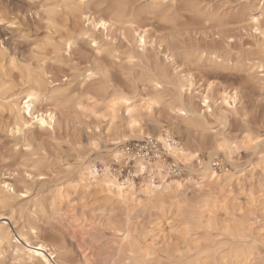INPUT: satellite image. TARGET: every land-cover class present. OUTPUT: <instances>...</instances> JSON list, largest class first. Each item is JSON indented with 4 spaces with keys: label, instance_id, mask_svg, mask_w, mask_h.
<instances>
[{
    "label": "rangeland",
    "instance_id": "rangeland-1",
    "mask_svg": "<svg viewBox=\"0 0 264 264\" xmlns=\"http://www.w3.org/2000/svg\"><path fill=\"white\" fill-rule=\"evenodd\" d=\"M191 2L198 3L203 11L209 10L210 17L205 20L182 12L185 22L181 21L177 30L166 28L156 21L142 20L139 26L141 25V30H147L143 51L134 42L136 32L124 31L126 38L123 39L120 27L126 30L128 27L114 24L103 33L96 30L92 38L94 41L79 38L68 53L60 51L53 55L44 46V40L50 37L54 42L62 41L75 22L59 21V25L51 28L45 13L49 0H0V18L6 21L0 24L3 64L8 67L9 62L14 60L19 67L31 65L36 69L42 65L47 82H52L50 85L47 83L46 87L50 89L57 86L65 90L62 104H55V108L52 103L45 101L38 105L41 110L54 109L58 123L53 131L32 126L24 137L17 134L13 137L5 128L7 112L0 111L4 122L3 127H0V181L13 186L15 207L23 208L25 221L35 227L40 240L58 250L60 256L56 264H84L85 261L87 264H106L117 237L113 228L125 218L124 208L109 207L105 194L98 187L84 192L72 190L65 201L55 208L51 207L55 190L64 182V164L76 162L77 156L94 160L97 155L105 154L103 147L110 148L106 143L108 136L105 124L95 120L88 112L76 111L74 107L75 100L80 101L85 109L95 103L99 108L102 106L103 95L98 91L100 77L87 81L82 79L88 67L96 64L104 66L110 81L123 88L126 93H130L126 80L133 71L132 64L127 63L131 51L157 60L165 66L174 80L190 77L191 91L186 92L183 98L199 113H205L207 131L200 133L184 130L180 121L175 120V116L163 108L154 110L151 116L142 115L141 123L145 131L154 128L152 121L159 122L166 129L170 124L175 141L193 144L201 139L212 144L214 136L215 139L224 137L230 142H238L242 132L249 133L258 140L264 135V75L260 72L261 68H258L264 41L263 36L253 31L254 26L250 22L264 16L261 9L264 0H175V5L172 0H164V6L180 10ZM13 23L15 27L10 26ZM86 25L87 22H84L83 26ZM80 26L77 25V28ZM172 42L192 50L215 51L220 56L219 60L228 57L229 62L226 63V60L223 66L216 67L208 61V56H204V62L189 63L181 56L184 51L182 48L167 60L165 48L167 43ZM94 43L99 47H94ZM98 51L100 55H97ZM111 54L117 58H111ZM13 73L16 74V71ZM14 83H18L15 78ZM209 84H212L211 91L208 89ZM144 93L139 85L136 94L142 96ZM225 93L229 94V99L235 100L232 107L224 103ZM188 95L190 96L186 98ZM204 95L209 98L211 113L206 111L201 102ZM97 128L100 129L99 132L96 131ZM115 128L122 130L124 121H119ZM89 141L98 144L100 151L92 149ZM263 147L264 144L258 143L256 150ZM205 152L202 151V159L207 160ZM214 160L213 169L217 172L232 171V165L236 168L224 190L214 191L218 221L227 217L220 209L224 202L234 209L233 213L238 219L241 217L249 220L254 238L261 235L257 240L264 241V210L260 205L264 203V165L259 163V155L241 147L233 153L230 164L220 156ZM183 174V177L173 176L180 180L185 178L186 173ZM40 176L44 179H39ZM25 191H28L27 194H22ZM195 191V187L186 186L183 193L177 192V201L185 199L188 202ZM137 198L143 201L141 197ZM166 198L174 201L172 196ZM34 200L42 201L45 207L43 214H28L27 211L33 209ZM248 211H252L254 215H248ZM2 213L5 214V211H0ZM243 214L246 215L242 217ZM184 218L185 216H176L173 221L167 220L159 212L156 214L155 211L139 208L129 215L130 223L137 230L151 231L146 238L147 246L154 245L155 249L165 245L180 248L184 246L179 234L184 230ZM3 219H7V216L0 217V223H6L12 235L21 228L23 220L18 215L15 217V226ZM153 235V240L149 239ZM217 240L221 241L222 238ZM11 243L16 244L14 240ZM194 243L202 244L201 241ZM261 243L258 245V256L249 264H263L264 243ZM190 255L192 257L193 254ZM185 260L188 261L187 258ZM0 264L23 262L15 258L9 247L0 254ZM160 264H168V261L164 259Z\"/></svg>",
    "mask_w": 264,
    "mask_h": 264
},
{
    "label": "bare ground",
    "instance_id": "bare-ground-1",
    "mask_svg": "<svg viewBox=\"0 0 264 264\" xmlns=\"http://www.w3.org/2000/svg\"><path fill=\"white\" fill-rule=\"evenodd\" d=\"M182 12L193 17L205 18V20L210 17L209 10L206 9V11H203L196 2H191L180 10H174L165 7L164 0H49L45 13L47 23L51 28L59 25V21L69 23L70 20H73L75 23L73 27L69 25L72 28L70 30L67 29L68 35L62 41L54 42L49 37L44 40V46L49 48L50 53L53 55L58 54L60 51L68 53L69 42L72 47L77 39H92L95 36L96 30H101L103 33L112 25L118 24L123 27H128V30L120 27L123 30V39L126 38L124 31L136 32L137 37H134V42L137 44V47L141 48L139 39L143 38L145 41L144 50L146 46V33L144 30H141L139 23L142 20L156 21L166 28L175 30L179 27L180 22L184 21L185 16L181 14ZM84 22H87L85 27L83 26ZM100 23L106 24L107 28L93 26L94 24ZM79 24L81 26L78 29L77 25ZM92 40L94 41V39ZM262 40L264 41V36ZM181 48L184 49L181 56L189 63L204 62V56H208V61L216 67L223 66L226 60V63L229 62L228 57L219 60L220 56L215 51L192 50L182 45L178 46L174 42L167 43L166 45L165 55L167 56V60L173 58L174 52ZM47 52L49 51L47 50ZM261 54L262 57L258 63V68L264 65V47H262ZM110 56L113 59L117 58L113 54ZM130 56L136 60V63L132 64L133 71L129 73L126 80L130 93H126L123 88L114 85L109 79L108 71L102 65L96 64L93 67H88L84 71L83 79L86 81L100 77L101 82L98 91L103 95L101 101L102 106L99 108L96 106L97 103H95V105H91L87 110L80 101L75 100L74 107L76 111L81 113L88 112L95 120L105 124V133L108 136L106 143L110 148L107 146L103 147L105 154L97 155V158L94 160H87L84 157L77 156L76 162L64 164L62 170L64 182L60 188L55 190L51 207L55 208L57 204L65 201L72 190L84 192L87 189L98 187L105 194V199L109 207L118 206L124 208L125 218L116 223L113 228L117 237L114 241L110 258H108L106 264H160L164 259L168 261V264H249L257 255L259 242L263 244L264 241L262 239H259L260 241L257 240L261 235H257L258 238H254L251 235L249 220H244L245 218L241 217L238 219L239 217L237 218L233 213L234 209L229 208L224 202H222L223 205L220 209L224 211L227 217L222 221H218V217L216 216L218 207L216 205L217 200L214 191L216 189L219 192L224 190L225 185L233 178L236 168L232 165V171L223 170L217 172L213 169V164L215 162L214 159H218V156L222 157L223 161L229 164L231 163L233 153L226 155L221 151L219 147L221 142H225L226 146L228 143H235L238 148L242 147L246 150L255 151V154L259 155V163L261 166L264 165V147L260 150H256L258 144L245 147L246 138L251 136L245 132L241 133L242 136L238 142H230L224 137L215 139L214 136V142L212 144H209L204 139L193 144L175 141L173 138V130L169 126L170 124L166 129L159 122L152 121L154 128L150 131H145L141 123L142 115L151 116L154 110L159 108L166 109L172 113L175 116V120L180 121L184 130L188 132L195 131L204 133L207 131V123L204 119L205 113H199L192 107L189 101L183 98L186 93L184 91L185 84H188L190 88L187 92L190 93L191 91L192 83L189 79L174 80L164 65L153 58H148L143 53H134L131 51ZM13 61L11 60L8 67H6L3 64V55L0 50V111H5L8 114L5 128L9 130V133L13 137L16 134L23 135L24 137L26 131L32 126L38 127L40 130L51 129L53 131L58 123L54 109L46 108L41 110L38 105L45 101L52 103L53 108H55V104H62L65 90L57 86H52L50 89L46 87L47 83L50 85L52 82H47L46 73L42 65H39L36 69L31 65L19 67ZM134 69H137V71H134ZM15 71L16 74L13 73ZM88 71L93 72L91 79L87 77ZM14 78L18 81L17 84L14 83ZM153 81L161 83L162 87L159 89L155 88ZM139 85L145 91L142 96L136 94ZM15 87L18 88L16 89ZM121 95L129 97L133 101L134 106L136 104H143L147 99H155L159 107H155L152 113H147L143 109H140L132 117H129L126 110L127 106L119 105L115 109V117H113V113L109 111L111 102L114 98ZM29 96H32L33 99L29 100ZM204 96L201 97L202 104ZM88 99L90 100L92 98ZM25 101L28 102L31 108V116H29L28 110L24 108ZM49 113L52 117L51 120H48ZM41 117L47 121L48 127L43 128L40 126L39 119ZM134 118L141 125L140 130H135V135L133 134L134 130L129 126L131 120ZM121 120L124 121V128L122 130H116L115 127ZM3 125V119L0 117V127H3ZM17 129H19V133H17ZM109 129H111V132ZM140 131H143L142 136L139 134ZM161 134L172 139L174 152L179 149L191 151L194 154L196 152L199 153L196 160L184 164L182 161H178L175 155L169 154L166 149L164 150L165 155L172 158L177 169L186 173L185 178L177 180L174 178L172 172V174L168 175L167 180L161 182L159 180V173L157 172V189L152 196H148L141 191V185L145 184V181L151 178L150 174L146 173L137 176L136 165L134 164L132 172L133 179L122 177L111 171L108 182L115 181L118 186L110 189L107 186L108 182L105 180L106 174L104 168L111 166L112 158L119 152L120 146L130 141L143 140L148 136H152L160 141L159 137ZM126 135L128 137L127 139H125ZM93 143L95 142L89 141L90 147H92ZM96 145L97 147L92 149L98 152L100 148L98 144ZM203 150L206 151L207 160L202 159ZM201 161L204 163L203 168L200 167ZM155 163L156 161H148L149 169ZM160 163L167 164L164 160H160ZM90 169L98 172L99 176L94 178ZM210 172L216 173L215 179L212 178ZM137 180L138 183L136 182ZM173 181L183 186L177 188L173 184ZM125 182H128V184L126 185ZM161 184L163 187H161ZM131 185H135L134 192ZM169 185L172 186L169 187ZM119 186H124L123 193H121ZM145 186L147 185L145 184ZM186 186L195 187L196 191L194 192V196L188 202L185 199L177 201V192L183 193L182 191ZM25 192L27 193L28 191ZM25 192L22 194H25ZM133 195H135V201L132 199ZM121 196H123V199H121ZM167 196H172L174 201L167 199ZM14 197L15 190L13 186L7 182L0 181V211H5V214H0V217L7 216V219L3 220H6V222L10 221L14 226L16 224V215L23 220L21 228L16 231L15 235H12L6 223H0V239L3 240V243L0 244V254L11 247L15 258L22 261L23 264L58 263L60 256L58 250L54 246L48 245V242L46 243L40 240L35 233V227L28 221H25L23 208L15 207L13 203ZM137 197H141L143 201H140ZM260 205L264 210V203ZM32 208V210L27 211L30 215L43 214L45 212V207L42 201L39 200H34ZM137 208L155 211L156 214L159 212L162 217L172 221L176 216H185L184 219L186 222L184 230L179 233L181 234V243L184 246L180 248L165 245L159 249H155L154 245L147 246L146 238L151 234V231H139L130 223L129 215L131 211ZM247 213L251 216L254 215L252 211H248ZM245 215L243 214L242 217ZM121 233H123V236L120 235ZM125 236L127 239L123 238ZM154 237L153 235L149 239L153 240ZM187 237L189 238L187 239ZM219 238H222V240L218 241L217 239ZM12 240L16 244H12ZM196 241H201L202 244L195 245L194 242ZM37 252H40L42 255L38 257L36 255ZM190 254H193L192 257ZM186 258L187 260L190 259L186 261ZM262 262L264 264V261ZM84 264H87L86 261Z\"/></svg>",
    "mask_w": 264,
    "mask_h": 264
},
{
    "label": "snow or ice",
    "instance_id": "snow-or-ice-1",
    "mask_svg": "<svg viewBox=\"0 0 264 264\" xmlns=\"http://www.w3.org/2000/svg\"><path fill=\"white\" fill-rule=\"evenodd\" d=\"M172 3L175 5V0H172ZM166 7V6H165ZM261 9H262V12H264V4L261 5ZM43 10V9H42ZM251 24L254 26L253 27V31H255L258 35H261V36H264V16H262L261 18H257V19H252L251 21ZM6 23V21L2 18H0V24H4ZM49 23H51V21H49ZM91 23V21H90ZM11 27H15L16 25L13 23L12 25H10ZM94 27H103V28H107V25L104 24V23H100V24H94L93 25ZM147 30L145 29V32ZM139 44L141 45V51H143V47H144V44H145V41L143 38H140L139 39ZM94 47H99L98 45H96L95 43L93 44ZM37 47H39V45H37ZM69 50L71 49V43L69 42ZM101 53L98 51L97 52V55H100ZM13 63H15V61H13ZM127 63L128 64H135L136 63V60L134 57L132 56H129L128 59H127ZM260 72L262 75H264V67H261L260 69ZM87 77L88 79H91L93 77V72L92 71H88L87 73ZM83 79V78H82ZM190 80V77L188 78ZM154 83V86L155 88L159 89L162 87L161 83L157 82V81H153ZM208 89L209 91L212 90V84H209L208 85ZM190 88H189V85L188 84H185L184 86V91H189ZM228 93H225V100H224V103L227 104L229 107H232L233 104L235 103V100L234 99H229L228 98ZM29 100L33 99L32 96H29L28 97ZM93 103L95 101H92ZM203 104H204V107L208 110L209 113H211L212 109L210 107V101L208 99L207 96H204L203 97ZM119 105H125L127 106V113H128V116L129 117H132L133 114L137 111H139L140 109H143L144 111H146L147 113H152L153 112V109L155 107H159V104L158 102L155 100V99H147L144 101L143 104H136L134 106V103L133 101L127 97V96H119L117 98H114L111 102V106L109 108V111H111L113 113V117H115V109L117 108V106ZM146 105V107H145ZM24 108L28 110V113H29V116H31V108L29 107V104L27 101L24 102ZM183 114V113H182ZM52 117H51V114L49 113L48 114V120H51ZM245 119H247V117H245ZM39 124L41 127L43 128H46L48 127V123L47 121L44 119V118H40L39 119ZM133 130V134L135 135L136 134V131L135 130H140L141 128V125L139 123V121L137 119H132L131 120V123L129 125ZM25 127H27V125H25ZM17 133H19V129L16 130ZM97 132L100 131L99 128L96 129ZM109 131L111 132V129H109ZM139 134L142 136L143 135V131H140ZM127 135L125 136V139H127ZM148 140H152L153 137L152 136H148L147 137ZM161 143L164 145L166 151L169 153V154H172V155H175L177 160L178 161H182L184 164H188L190 161H194L198 158L199 156V153L196 152L195 154L191 151H184V150H177V151H173V144H172V141L171 139H165L163 134L160 135L159 137ZM258 143H262L264 144V135H262L259 140L254 137V136H248L246 138V143H245V147H249V146H254ZM97 145L95 143L92 144V148H96ZM220 147V150L223 151L226 155H229L230 153H234L236 151H239V148L237 146V144L235 143H228L227 146L225 144V142H221V144L219 145ZM145 155V159H141L139 156H133V154L131 152H127V153H121V152H117L115 154V156L112 158V163H117V164H123V161L124 160H128V161H135V165H136V175L137 176H141L142 174H150V179L146 180L145 181V184L147 186H145V184H142L141 185V191L145 194V195H148V196H152L155 192V190L157 189V181H156V173L158 172L159 173V180L161 182L165 181L168 179V175L172 174V171H173V166H169L167 164H161L160 163V153L157 152V156H156V163L153 164L151 166V169H149V164H148V160L150 159V157H147V154H144ZM230 158V156H229ZM107 164V162H106ZM200 167L203 168L204 167V163L203 161L200 162ZM90 171H92L90 169ZM112 169L110 167H105L104 168V172L106 174L105 176V180L106 182L109 181L110 179V173H111ZM176 174L178 175L179 174V169H176ZM92 175L93 177H98L99 176V173L96 172V171H92ZM210 175L212 176L213 179H215V176H216V173L215 172H210ZM31 178V177H30ZM39 179H44L43 176H40ZM126 185L128 184V182H125ZM173 184H175V186L177 188H181L183 185L182 184H179V183H176L175 181H173ZM107 186L111 189V188H116L118 185L116 184L115 181H112V182H108L107 183ZM172 185H169V187H171ZM120 187V191L121 193H123L124 191V186H119ZM161 187H163V185L161 184ZM131 188L133 190V192L135 191V185H131ZM27 193L25 192V195ZM121 199H123V196H121ZM132 199L133 201H135V195L132 196ZM121 236H123V233L120 234ZM124 239H127V237H123ZM3 243V240L0 239V244ZM42 247V246H41ZM36 255L38 257H40L42 254L40 252H37ZM45 264H47V262H45Z\"/></svg>",
    "mask_w": 264,
    "mask_h": 264
},
{
    "label": "built area",
    "instance_id": "built-area-1",
    "mask_svg": "<svg viewBox=\"0 0 264 264\" xmlns=\"http://www.w3.org/2000/svg\"><path fill=\"white\" fill-rule=\"evenodd\" d=\"M164 138L169 139L170 137L164 136ZM164 150H165L164 145L161 143V141L155 138H153L152 140H148L147 138H145L139 141H131L121 145L119 148V152L121 153L131 152L133 156H139L141 159H145L144 154H147V157H150L148 161L151 162L156 161L157 152H159L160 160L166 161L169 166L174 165L172 172L175 175L177 167L173 163L172 159H170L165 155ZM134 164H135L134 160L133 161L124 160L123 164L111 163V169L114 173L120 176L133 179L134 176H132V172H133ZM178 175L179 176L181 175V177L184 176V174L180 171V169Z\"/></svg>",
    "mask_w": 264,
    "mask_h": 264
}]
</instances>
